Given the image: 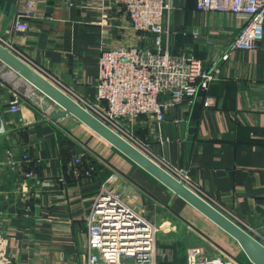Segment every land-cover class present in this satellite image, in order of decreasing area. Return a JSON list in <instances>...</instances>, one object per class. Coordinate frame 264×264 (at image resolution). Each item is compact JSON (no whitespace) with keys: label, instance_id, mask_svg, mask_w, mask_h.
<instances>
[{"label":"crops","instance_id":"0c3cea01","mask_svg":"<svg viewBox=\"0 0 264 264\" xmlns=\"http://www.w3.org/2000/svg\"><path fill=\"white\" fill-rule=\"evenodd\" d=\"M71 1L37 0L34 15L18 25L26 1L0 0V38L83 103L97 93L104 37L112 49L149 47L153 37L136 32L119 6L109 4L103 13L91 10L90 0ZM166 18L171 36L163 40L170 53L192 55L207 69L216 64L220 72L194 104L184 101L164 122L154 116L136 120L139 143L130 141L168 171L187 172L192 190L264 243V37L254 50L234 51L225 61L240 19L198 11L196 0H174ZM6 68L0 62V72H8L0 73V116L11 152H4L0 170V234L10 238L14 264H83L86 216L103 185L129 193L130 205L157 223L159 264H187L194 246L212 257L253 264L234 238L77 118L53 120L60 108L43 93L34 91L36 102L23 99L22 110L12 113L10 102L20 92ZM206 96L214 106H203ZM81 152L100 168L92 177L74 171ZM25 154L38 160L27 164ZM30 171L50 187L25 179Z\"/></svg>","mask_w":264,"mask_h":264},{"label":"built area","instance_id":"2783aa9c","mask_svg":"<svg viewBox=\"0 0 264 264\" xmlns=\"http://www.w3.org/2000/svg\"><path fill=\"white\" fill-rule=\"evenodd\" d=\"M25 1L27 14L18 17V25H22L24 18L34 15L37 5V0ZM68 4L73 5L74 2L68 0ZM109 4L124 9L131 27L144 36L151 35L153 43L149 47L119 46L112 49L104 37L99 56L97 93L93 99L80 104L129 141L138 142L133 128L136 120L154 116L157 123H162L167 114L184 101L194 104L200 93L209 89L220 67L215 64L212 69H207L200 59L192 55L171 54L167 40L164 46L163 37L170 39L171 36L166 17L167 12L174 9V0H98L96 4L88 1L91 10L103 13ZM196 9L231 14L240 19L239 33L222 60L227 61L234 51L254 50L264 37V0H196ZM102 25L109 28L103 21ZM0 42L20 57L11 43L1 38ZM35 69L53 82L45 69ZM203 106H214L212 97L206 96ZM21 110L20 97L14 96L10 111L18 113ZM86 157L84 152L74 156V171L77 175L92 177L95 166L90 162L85 166ZM23 159L27 164L38 160L31 154H25ZM18 166L16 161H12V170H17ZM170 173L188 187L191 184L187 172L175 169ZM23 175L41 189L50 187L49 180L41 179L32 171ZM110 180L116 181L117 177L112 176ZM123 195L129 197L130 194H125L121 188L113 190L103 185L95 197L86 216L83 264H159L157 223L123 201ZM27 196V193L23 194L24 198ZM9 246L10 238L0 234V264H14ZM187 264L236 263L209 256L203 246H194L187 252Z\"/></svg>","mask_w":264,"mask_h":264},{"label":"water","instance_id":"95a60500","mask_svg":"<svg viewBox=\"0 0 264 264\" xmlns=\"http://www.w3.org/2000/svg\"><path fill=\"white\" fill-rule=\"evenodd\" d=\"M0 62L54 101L60 109L51 116L53 120L68 115L77 118L89 129L94 131L126 157L150 173L153 177L171 189L177 196L184 199L187 203L234 238L253 264H264V243H262L257 237L230 219L182 181L177 179L173 174L154 161L124 136L120 135L98 119L73 97L68 95L1 42ZM6 133V126L0 116V170L4 161V152L8 149V156L11 155L9 147L3 141Z\"/></svg>","mask_w":264,"mask_h":264},{"label":"rangeland","instance_id":"374dc122","mask_svg":"<svg viewBox=\"0 0 264 264\" xmlns=\"http://www.w3.org/2000/svg\"><path fill=\"white\" fill-rule=\"evenodd\" d=\"M6 69H9V68H6ZM7 71H9V70H7ZM0 73H1V75L2 74H4V75L8 74V72H5V70L1 71ZM9 76L10 77H9L8 80L10 81L11 85L13 87H16V88L19 89V92H20V96L19 97H20L21 101L24 99L25 101L30 102V103L31 102H36V100L32 99V97H33L32 95H33L34 91H37V92L41 93L39 90H37L35 87H33L31 84H29L26 80H24L22 77H20L16 73H13V72L10 73V71H9ZM46 99H48V98H46ZM127 124H129V123H127ZM127 126H129V125H127ZM123 197L125 198V200H124ZM122 199L127 204L129 203V197L127 195H123Z\"/></svg>","mask_w":264,"mask_h":264},{"label":"trees","instance_id":"16d2710c","mask_svg":"<svg viewBox=\"0 0 264 264\" xmlns=\"http://www.w3.org/2000/svg\"><path fill=\"white\" fill-rule=\"evenodd\" d=\"M85 159L87 160V163L90 162L91 165L96 166V165H94V162L92 161V159H90V158H88V157H86ZM92 162H93V164H92ZM95 168H96L97 170H100V168H99L98 166H96ZM94 175H95V173H94Z\"/></svg>","mask_w":264,"mask_h":264},{"label":"bare ground","instance_id":"6f19581e","mask_svg":"<svg viewBox=\"0 0 264 264\" xmlns=\"http://www.w3.org/2000/svg\"><path fill=\"white\" fill-rule=\"evenodd\" d=\"M12 71V70H11Z\"/></svg>","mask_w":264,"mask_h":264}]
</instances>
